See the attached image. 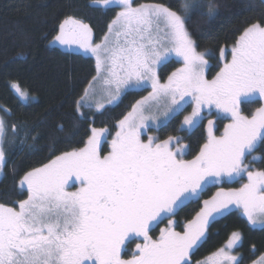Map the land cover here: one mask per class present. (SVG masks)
I'll return each instance as SVG.
<instances>
[{
	"label": "snow or ice",
	"instance_id": "6c2138e0",
	"mask_svg": "<svg viewBox=\"0 0 264 264\" xmlns=\"http://www.w3.org/2000/svg\"><path fill=\"white\" fill-rule=\"evenodd\" d=\"M94 3L122 9L102 43L94 44L92 29L71 16L60 24L55 37L61 45H76L95 56L96 76L81 101L98 87L107 94L108 103L128 87L150 86L151 92L119 121L107 155L101 149L107 129L92 128L84 147L64 152L24 175L20 187L26 188L28 198L18 202V210L0 204V264H190V255L204 241L209 223L232 206L242 210L249 224L264 227V171H253L247 163L249 155L264 148V107L251 117L240 110L242 103L254 102L256 97L264 100V18L243 30L227 52L230 61L209 80L205 77L208 60L186 28L189 11L199 4L181 0L178 9L172 10L162 4L137 7L133 0ZM214 7L209 6V11ZM172 53L181 58L183 67L161 83L156 67ZM225 56L221 49L220 58ZM11 87L21 99L29 98L19 84ZM188 104L194 107L184 116L182 129L200 124L205 108H215L232 120L219 137L213 134L214 122L208 120L207 142L194 159H183L179 138L141 139L142 130L153 126L149 121L155 122L158 113L174 117ZM84 106L76 104L81 117ZM104 107L103 102L95 104L97 110ZM59 130L63 131V125ZM6 136L0 119V171L6 163ZM252 160L260 158L252 156ZM245 175L248 183L239 189L221 188L203 201L182 232L175 230L171 215L178 208L198 200L210 184ZM70 182L72 186L79 182V188L69 191ZM164 219L169 226L154 239L150 230ZM240 240V234L233 233L227 248ZM129 242L135 243V252L126 259L122 252ZM209 261L242 264L225 248L204 264ZM256 264H264V256Z\"/></svg>",
	"mask_w": 264,
	"mask_h": 264
},
{
	"label": "trees",
	"instance_id": "16d2710c",
	"mask_svg": "<svg viewBox=\"0 0 264 264\" xmlns=\"http://www.w3.org/2000/svg\"><path fill=\"white\" fill-rule=\"evenodd\" d=\"M181 0H133L134 6L162 4L177 10ZM199 4L190 10L186 28L197 45V50L209 62L208 78L213 79L226 62L220 58V50L226 54L239 35L251 22L264 18V0H184ZM215 5L210 12L209 6ZM120 7L95 5L94 0H0V118L4 120L7 136L3 145L6 163L0 180V204L15 207L28 198L20 188V180L29 171L42 167L64 152L78 150L86 145L92 128L107 129L108 139L116 133L119 121L145 97L149 90L128 91L114 106L100 112L82 108L81 117L77 102L85 94L92 78L96 76V61L82 53V49L61 45L55 41L59 26L71 16L92 29L93 43L100 42L108 33ZM170 59L160 70L159 79L164 82L178 67ZM19 84L29 96L35 98L25 103L11 85ZM261 101L242 103L243 115L251 117ZM7 109V112L4 111ZM183 111L175 115L157 131V140L169 136L179 138L183 159L192 160L207 142L208 120L214 122L213 134L222 136L230 119L215 112L205 113V118L192 130L182 129ZM13 125L15 128L13 129ZM63 125V131L59 126ZM151 131V130H150ZM107 139V141H108ZM105 143L103 149H106ZM252 156L260 160L253 161ZM248 167L264 171V148H259L247 157ZM248 183L247 176L234 181L210 184L200 198L190 200L178 208L171 219L176 231L195 218L216 192L239 189ZM169 226L167 219L154 226L150 235L159 237L160 230ZM233 233H240L241 244L235 253L242 264H253L264 255V227H252L240 209L211 221L204 241L190 255V264H197L221 249ZM140 241H135L139 243ZM135 243L128 244L124 258H131Z\"/></svg>",
	"mask_w": 264,
	"mask_h": 264
},
{
	"label": "rangeland",
	"instance_id": "374dc122",
	"mask_svg": "<svg viewBox=\"0 0 264 264\" xmlns=\"http://www.w3.org/2000/svg\"><path fill=\"white\" fill-rule=\"evenodd\" d=\"M194 1V0H193ZM110 5H116V4H110ZM120 7V6H119ZM138 7V6H137ZM122 9H121V7H120V9H119V12L121 11ZM118 12V13H119ZM108 34V33H107ZM103 42V39L100 41V42H98V43H94V44H100V43H102ZM74 47H78V46H76V45H74ZM79 48V47H78ZM82 53L85 55V56H87V57H92L94 60H95V56H93L91 53H85L84 52V50L82 49ZM226 61H230V59H231V57L229 56V55H227L226 54ZM170 59H173L174 61H176V62H178L179 63V65H178V67L174 70V71H176L178 68H180V67H183V62H182V60H181V58H179V57H177V56H175V54L174 53H172V54H170L169 55V57H168V59H167V61H165V62H163V63H161L160 65H157V67H156V72H157V76L159 77V75H160V70H161V68L170 60ZM207 59V58H206ZM96 61V60H95ZM209 62H208V65H207V67L205 68V77L207 78V79H209L208 78V71H209ZM223 67V66H222ZM173 71V72H174ZM209 80H211V79H209ZM160 82L161 83H166L167 82V80L166 81H164V82H162L161 80H160ZM88 89V88H87ZM143 89H147V90H149L148 91V93H147V95L151 92V87L149 86V87H146V88H144V87H137V88H132V87H128V88H125L124 90H122L121 91V93H120V95H119V97H118V99H116L115 101H113L112 103H108V96H107V94L106 93H103V92H100L99 91V87L97 88V91L95 92V94H93V92H92V90L90 89L89 90V96L88 97H86L85 98V100H83V101H80V103L81 104H83V105H85L84 107H81L80 108V111L82 110V108H90V109H92V110H94V111H96V112H100V111H102V110H104L106 107H108V106H114V105H116L119 101H120V99L122 98V96L125 94V93H127L128 91H139V90H143ZM146 95V96H147ZM28 99L27 100H23V99H21L23 102H25V103H28L29 101H33L35 98H33V97H31V96H29L28 95ZM257 99H259V97H256ZM255 98V99H256ZM185 99L186 100H189L190 98L189 97H185ZM97 102H103L104 103V105H105V107L103 108V109H101V110H97L96 108H95V104L97 103ZM183 103V102H182ZM88 105H92V107H88ZM194 107V105L193 104H188V105H186L185 106V109H184V111H186L185 112V116L186 115H189L190 113H191V111H192V108ZM132 111V110H131ZM215 112L218 116H223V117H226L225 116V114H222V113H220V112H218V110H216L215 108H213V109H211V110H209V109H207V108H205L204 110H203V112H202V115H205V113H210V112ZM179 114V113H178ZM177 115V114H176ZM173 117H169V118H165L163 115H159V113H158V119L155 121V122H152V121H149V123L150 124H153V126L152 127H150V128H146V129H144V130H142V135H141V139L142 140H144L145 142H147V137H153V138H156V139H158L157 138V135H156V133L155 132H153L152 130H155V131H157L159 128H161L162 126H164V125H166L171 119H172ZM1 119V118H0ZM184 119V118H183ZM232 122V121H231ZM230 122V123H231ZM184 128H186L187 130H192V129H188L187 128V126H184ZM119 130V125H118V128H117V131ZM151 130V131H150ZM116 131V132H117ZM115 138V134H113L112 136H111V138H109L108 139V134H107V132L105 133V137L104 138H102L101 139V149H102V154H104V155H107L108 154V152H110L111 151V141H112V139H114ZM107 139H108V141H107ZM105 143H107V145H106V149H103V147H104V145H105ZM3 175H4V168L2 169V171H0V180L2 179V177H3ZM244 177H246V175L244 176ZM79 182H77V183H75V186L76 187H74V186H70L69 187V191H76L78 188H79V184H78ZM70 184H72V182H70ZM21 188V187H20ZM24 190H26V188H23ZM27 191V190H26ZM235 206H232V208H234ZM14 208H16L17 210H18V205L17 206H15ZM238 209H240V208H238ZM240 211H241V213H242V210L240 209ZM242 215H243V213H242ZM244 216V215H243ZM218 217H220V215H217L216 216V218H218ZM245 217V216H244ZM215 218V219H216ZM245 219L247 220V218L245 217ZM251 225V224H250ZM252 227H254V228H263L261 225H259V224H257V225H255V226H253V225H251ZM240 234V233H239ZM241 236V235H240ZM136 241H140L139 239H137ZM131 242H129L128 244H130ZM228 243V242H227ZM227 243L222 247V248H225V251H229L232 255H236L237 257H238V259H240V257H239V255H237L236 253H235V251H236V249L240 246V244H241V240H240V242L234 247V248H232V249H228L227 248ZM128 246V245H127ZM127 246H126V249H127ZM219 251V250H218ZM217 251V252H218ZM135 252V251H134ZM217 252H215V253H217ZM215 253H213V254H211L210 256H208V257H206L204 260H202L201 262H199V263H197V264H204V262L205 261H208V258L209 257H212ZM264 256V255H263ZM260 260V259H259ZM259 260H257V261H259ZM209 264H211V262L209 261ZM253 264H256V262H254Z\"/></svg>",
	"mask_w": 264,
	"mask_h": 264
},
{
	"label": "flooded vegetation",
	"instance_id": "af4514ba",
	"mask_svg": "<svg viewBox=\"0 0 264 264\" xmlns=\"http://www.w3.org/2000/svg\"><path fill=\"white\" fill-rule=\"evenodd\" d=\"M259 100L261 101V106L260 107H264V100H261L260 98H259ZM223 114V113H222ZM226 116V115H225ZM226 118H228V119H230L231 120V118L230 117H228V116H226ZM232 121V120H231ZM77 183V182H76ZM79 184V183H78ZM72 184H70V186H71ZM69 186V187H70ZM74 187H76V186H74ZM126 251V250H125ZM124 253L125 252H122V256L124 255Z\"/></svg>",
	"mask_w": 264,
	"mask_h": 264
}]
</instances>
